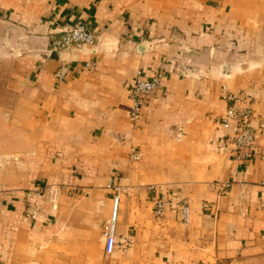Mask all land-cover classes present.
<instances>
[{
  "label": "crops",
  "instance_id": "0c3cea01",
  "mask_svg": "<svg viewBox=\"0 0 264 264\" xmlns=\"http://www.w3.org/2000/svg\"><path fill=\"white\" fill-rule=\"evenodd\" d=\"M78 21L97 42L52 58L51 42ZM0 41L13 54L10 114L20 137L9 154L19 161L0 176V264H224L264 255V0H0ZM62 65L64 79L55 74ZM140 69L165 75L132 123ZM225 85L240 97L236 107L255 111L259 132L246 161L225 144ZM111 185L129 189L107 253ZM151 186L163 191V216Z\"/></svg>",
  "mask_w": 264,
  "mask_h": 264
},
{
  "label": "built area",
  "instance_id": "2783aa9c",
  "mask_svg": "<svg viewBox=\"0 0 264 264\" xmlns=\"http://www.w3.org/2000/svg\"><path fill=\"white\" fill-rule=\"evenodd\" d=\"M97 33L85 22L78 21L74 26L65 30L59 37L51 42V51H60L70 48H82L84 46H92L97 42ZM92 63H87V67H91ZM192 70L188 69L185 74H191ZM56 76L64 79L69 74L67 65H62L57 71ZM164 73L162 71L155 72L152 76L144 75L142 69L138 71V75L134 81L133 89L131 91V106L130 119L132 123L137 122L145 109V106L150 96L159 90L162 86ZM222 97L232 102L231 106L223 116V123L232 126V132L226 139L225 144H229L234 153V158L237 161H246L252 155V149L255 146L259 128L254 125L253 120L255 111L252 106L236 107L235 102L240 99L237 93L231 91L226 85L222 88ZM134 159H138L137 153L133 154ZM229 184L225 183L220 188L224 190ZM113 190L112 195V214L111 218L105 227L103 233L106 238V252L112 253L117 246V223L119 217V210L122 199L128 193L127 186L111 185ZM154 192V202L156 206L157 216H163L166 210L167 201L163 195V191L156 186H151ZM49 192L52 194V200L56 201L58 197V186H50ZM29 216L32 219L38 217V210L29 211ZM190 206L188 203L183 205V220L187 223L189 221Z\"/></svg>",
  "mask_w": 264,
  "mask_h": 264
},
{
  "label": "rangeland",
  "instance_id": "374dc122",
  "mask_svg": "<svg viewBox=\"0 0 264 264\" xmlns=\"http://www.w3.org/2000/svg\"><path fill=\"white\" fill-rule=\"evenodd\" d=\"M12 59L13 54L5 50L2 52L0 47V176L9 170V167H13V162L19 161L18 153H13L16 155L14 157L9 156L12 154L11 150L18 148L20 140L16 123L10 114V110L16 103V94L8 86ZM2 193L5 192L0 188V195H3ZM224 264H264V255L240 256L234 260L229 259Z\"/></svg>",
  "mask_w": 264,
  "mask_h": 264
},
{
  "label": "water",
  "instance_id": "95a60500",
  "mask_svg": "<svg viewBox=\"0 0 264 264\" xmlns=\"http://www.w3.org/2000/svg\"><path fill=\"white\" fill-rule=\"evenodd\" d=\"M51 57H52V58H55V57H57V52H56V51H55V52H53Z\"/></svg>",
  "mask_w": 264,
  "mask_h": 264
}]
</instances>
